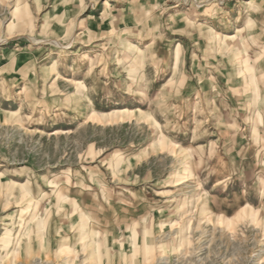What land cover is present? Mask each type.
<instances>
[{"label":"rangeland","instance_id":"1","mask_svg":"<svg viewBox=\"0 0 264 264\" xmlns=\"http://www.w3.org/2000/svg\"><path fill=\"white\" fill-rule=\"evenodd\" d=\"M0 57V264H264V0H0Z\"/></svg>","mask_w":264,"mask_h":264},{"label":"bare ground","instance_id":"2","mask_svg":"<svg viewBox=\"0 0 264 264\" xmlns=\"http://www.w3.org/2000/svg\"><path fill=\"white\" fill-rule=\"evenodd\" d=\"M231 38V37H230ZM228 40V39H227ZM2 57H0V59H1Z\"/></svg>","mask_w":264,"mask_h":264}]
</instances>
